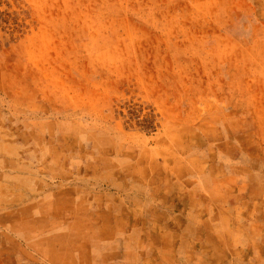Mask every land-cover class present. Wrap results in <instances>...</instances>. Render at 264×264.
<instances>
[{
    "label": "rangeland",
    "instance_id": "obj_1",
    "mask_svg": "<svg viewBox=\"0 0 264 264\" xmlns=\"http://www.w3.org/2000/svg\"><path fill=\"white\" fill-rule=\"evenodd\" d=\"M0 1V264H264V0Z\"/></svg>",
    "mask_w": 264,
    "mask_h": 264
},
{
    "label": "crops",
    "instance_id": "obj_2",
    "mask_svg": "<svg viewBox=\"0 0 264 264\" xmlns=\"http://www.w3.org/2000/svg\"><path fill=\"white\" fill-rule=\"evenodd\" d=\"M166 191L158 180H148V217L151 216L150 212L156 215L164 213V206L169 200ZM156 261L157 259L148 258V264H155Z\"/></svg>",
    "mask_w": 264,
    "mask_h": 264
},
{
    "label": "trees",
    "instance_id": "obj_3",
    "mask_svg": "<svg viewBox=\"0 0 264 264\" xmlns=\"http://www.w3.org/2000/svg\"><path fill=\"white\" fill-rule=\"evenodd\" d=\"M0 3H1V1H0ZM4 14L5 13L0 12V28L3 29V28H8L7 26H11L12 29L10 30L9 35L13 34L14 32H17L21 27V25L17 24V18H13L7 14H5L4 17H2ZM2 25L4 27H1Z\"/></svg>",
    "mask_w": 264,
    "mask_h": 264
}]
</instances>
